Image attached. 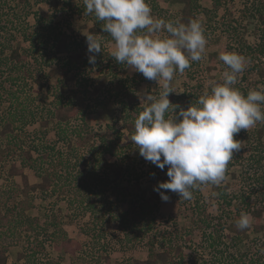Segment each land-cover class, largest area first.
<instances>
[{
    "label": "trees",
    "instance_id": "obj_1",
    "mask_svg": "<svg viewBox=\"0 0 264 264\" xmlns=\"http://www.w3.org/2000/svg\"><path fill=\"white\" fill-rule=\"evenodd\" d=\"M174 1L182 5L177 17L168 14V10L158 6L155 0H147L154 17L184 24L196 20L199 13L214 14L222 6V0H212L210 9L201 6L198 0ZM72 7L71 0H0V104L4 102L1 89L5 88V82H8L9 86H14L22 80H31L38 85L40 101H47V93L52 96L49 117L45 123L53 122L55 137L59 141L66 142V150L63 153L55 154L48 150L46 145H41L37 149L36 146L25 145L23 139L20 140V136L13 135L14 113L7 112L0 120V141L16 147L17 154L12 157L11 167H13L12 171H18L20 175L19 184L14 182L5 189L0 186V264H8L7 251L17 242L24 248L23 255L20 256L23 259L22 264H61L58 256L53 257L51 253H46L48 255L45 254V258L41 260L36 259V255L45 251L46 247L58 249L61 245L69 246L70 264H90L89 259L75 255L76 251L81 249V243L79 245L67 235L61 226L63 220L59 216L52 211L47 212L43 218L31 213V209L35 207L33 193L36 191L51 194L66 192L71 196L68 200L69 206H73L74 201H77L82 206V213H89L91 220L80 225L82 233L87 234L93 229L98 232V236H103L105 224L116 223L121 229L125 243L139 242L140 239L148 238L146 241L148 257L143 260L133 259V264H190V260H185L182 238L191 240L194 231L198 229L202 237L208 239L209 244L213 246L219 239V234L224 229H228L227 224L220 219L219 228L214 225L212 232L208 231L212 218L208 215L203 216L204 209H201L197 196L201 192V185L192 190L194 198L192 207H195L193 209L196 211V224L181 231L180 242L177 244L171 243V240H164L165 237L162 235L161 244L157 243L158 233L155 234L154 224L157 203L161 197L153 189L161 181L158 177H152L154 182L149 197L143 194L138 196L139 199L132 201L129 199V191L119 187L121 180L126 183L131 181L129 178L131 173L134 174L135 182L139 179L135 172L137 167L134 170L131 168L140 155L138 152L136 156L130 154L131 148L137 147L131 141L134 120L140 112L135 106L132 107L131 103L137 101V97L133 96L126 85L123 86L120 82L122 79L117 78V73L124 65L117 63L110 56V52L96 54V66L98 67V61L101 62L106 67L107 73L92 75L91 67L94 64L88 62L90 54L87 51L86 36L81 40L70 41L69 34L61 28L66 15L64 13ZM6 8L14 12L12 14L16 18L21 16L26 19L32 16L37 23L39 21L46 24L44 26L49 29L48 37H51L49 46L52 56L39 55L43 43L40 42L39 33L35 30L36 26L27 27V24L25 28L21 27L14 17L6 15L4 11ZM74 8L73 13L81 15L85 21L90 22L88 32L112 40L111 36L102 30V21L96 20L93 14H85L83 0ZM240 14L239 21L236 19L238 24H241L242 20H252L257 26L258 39L254 45H250L244 38V31L239 30V26L236 25L231 30L232 34L238 37L237 45L232 49L249 61L245 68L246 75L243 74L241 78L244 81L249 79L248 76L252 73L257 72L258 82L264 86V67L260 61L264 57V0H251L245 3ZM228 25L232 27L231 23ZM67 26L71 28L70 23ZM204 35L207 36L205 30ZM45 69L48 70L47 76L45 81H41L40 74ZM52 78L55 79L53 83L50 82ZM256 83L257 81H253L252 84L256 86ZM239 86L240 84H237L235 87L244 95L251 89L248 86L246 88ZM42 87L46 88V94L41 93ZM198 97L185 91L176 95L172 91L168 99L173 105L179 106L174 109V114H177L180 108L187 109L190 104H195ZM6 101H9L10 106L16 103L12 92L6 97ZM85 109L87 113L82 112ZM117 109L120 110L119 118L115 116ZM95 112L105 115L106 119H113L104 124L103 132L95 130L87 123L88 113ZM122 129L124 132L121 131ZM244 132L246 131L241 130L234 139L249 142L253 135L256 140V142L252 141L256 143V146L252 147L255 151L250 153L251 156L248 155L249 163L243 174L244 179L252 181L248 184L250 189L247 187L248 190H244L240 187L239 193L235 195L227 191V184L210 185L216 192L218 211L221 216H225L223 218L232 220L235 217L234 219L237 220L242 213H249L255 224L260 225L264 212V164L262 163L264 157L260 154L256 155L255 152L256 148L259 152L264 150L261 149L264 147V141H260L263 129ZM121 139L126 141V147H123L125 143H122ZM48 148L54 149L55 143L48 145ZM234 157V160L229 162L227 171L237 163H234L235 159H244L240 154ZM15 162H18V167ZM24 169L32 171L39 180L32 184L28 183ZM112 175L115 177L114 182L110 180ZM109 189L115 191L116 197L113 201L106 195ZM160 191L166 195L170 193V190ZM127 200L130 201V207L124 212H118L117 206ZM184 201L187 200L180 198V202ZM228 230L231 232L232 227L230 226ZM234 230V233L228 234H230L229 244L235 247L247 235L244 230L237 227ZM73 242H77V245L70 246ZM257 250L258 248L254 249L253 253H241L238 258L232 257L231 264H264ZM202 261L208 263L205 259Z\"/></svg>",
    "mask_w": 264,
    "mask_h": 264
},
{
    "label": "rangeland",
    "instance_id": "obj_2",
    "mask_svg": "<svg viewBox=\"0 0 264 264\" xmlns=\"http://www.w3.org/2000/svg\"><path fill=\"white\" fill-rule=\"evenodd\" d=\"M155 1L162 9L168 10V14L175 15L176 17L182 7L179 2L174 0ZM198 1L201 6L208 9H210L213 4L212 0ZM250 1L251 0H222V6L216 10V13H210L209 15L203 13L197 14L196 20L202 24L203 30H205L207 35L205 36L207 39L206 51L201 61L192 62L191 67L186 69L183 74L177 73L174 75V79L171 82V88L176 95L185 91L187 93H193V95L200 96L205 90H211L208 83L210 80L220 83L223 82L222 73L225 70H228V68L227 66H223L225 64H222L223 61L219 59V55L225 51L237 53V51L232 48L236 47V38L238 39V37L232 34L233 32L231 31L234 29L233 27H236V25L237 27L239 26V30L241 32L244 31V38L248 44L254 45V43L258 41L256 34L257 26L252 20H242L241 24H238L236 21V19L239 21L241 16L240 10L244 4ZM81 2L82 0H71L73 6L72 9H75V5H78ZM34 9H36V6ZM72 9L69 8L66 10L67 12L64 13V15H66L65 17L63 16V26L61 28L69 34L70 41L74 39L81 40L85 36L84 34L90 33L88 32L90 22L85 21L81 15L73 13L74 10ZM4 11L6 15H9V17H14L16 23L23 28H25L27 24V27L36 26L35 30L39 33L40 42L43 43L42 46H40L39 55L42 57L53 55L49 46V38H51L48 37L50 36L48 34L49 29L44 26L46 25L44 22L38 21L37 23L32 16H29L26 19H23L21 16L16 18L12 14L14 12H12L9 8H6ZM65 20H67V22ZM68 23H70L71 28L67 26ZM230 23L232 27L228 25ZM244 27L245 30H243ZM162 35H167V33H162ZM98 38H101L102 42L101 53L110 52L113 41L111 39L106 40L102 37ZM260 61L264 67V57H262ZM105 68L106 67L98 61V67L96 64L91 67L92 75L96 76L101 72L107 73ZM47 71L48 70L45 69L41 72V81H45ZM245 72L246 69L238 76L236 85L240 84L239 87L245 86L243 88H246L248 86L251 89L260 90V87L263 86V84H259L257 72L252 73V75L248 76L249 79L247 78L243 81L241 76L245 74ZM117 75L118 79H122L120 82L123 83V86L126 85L128 89L131 90L133 96L137 97V101H133L131 103L132 107L135 106L136 109L138 108L141 111L147 103L146 101H141L145 94H152L157 97L159 96L161 91L159 84L155 81L146 79L139 72L130 70L126 67V65H124L122 70L118 72ZM53 81H55L54 78L50 79L51 83H53ZM253 81H257L256 86L252 84ZM236 85H234V87ZM4 87V89H1L4 102L0 104V120L7 112H11L12 114L14 113L15 131L13 135H16V137L20 136V140L23 139L25 145L36 146L37 149L41 147V145H46L47 149L55 154L59 152L63 153L66 150V142L59 141L55 137L53 132V122L49 121L47 124L45 123L49 117V111L51 109L50 103L53 99L52 96L47 93V101H40L39 93L37 92L39 89L38 85L29 79L26 81L22 80L19 84L16 83L14 86H9V83L5 82ZM11 92L16 99V103H14L13 106H10L9 101H6V97L9 96ZM41 93L46 94L45 87L41 88ZM66 97H68V94H66ZM18 101L20 102L19 105ZM85 111L87 110L85 109L82 112L87 113ZM115 114V116L119 118L120 110L117 109ZM86 117L87 123L99 132H103L104 124L107 121L113 120L112 118L111 120L106 119L105 115H100L96 112L91 114L88 113ZM259 128L263 129L260 141H264V122L257 123L255 127L250 128L247 131L245 130L246 132L244 133H250L254 129ZM121 131L124 132L123 129ZM253 139L254 136L252 135L251 141L247 142L242 140L241 150L234 153V155L240 154L244 157V159H235L236 161H234V163H237L228 169L226 178L221 183L228 185L227 191L229 193L235 195L238 194V189L240 187L244 190H248V184L252 183L251 180L244 179L243 174L245 171L244 169H246L247 164L249 163L248 155L255 151L252 147H254L256 143H253L252 141L256 142V140ZM120 141L125 143L123 147H126V141L124 139H121ZM54 143V149L51 150L48 148V145L51 146ZM15 148L16 147L13 145L10 146V143L8 142L0 141V186L4 189L12 186V183L14 182L17 184L20 183L19 172L12 171L13 167H11L12 157L17 154V152H15ZM131 149V156H136L137 152L139 153L135 146ZM256 149V155L260 154L264 157V150L259 152L258 148ZM261 149H264V147ZM234 155L233 158H235ZM137 159L138 160H136L133 164V168H131V170H134L137 167L135 172L139 176V179L135 182L134 174L131 173L129 175L131 181L126 183V181L121 180L119 186L129 191V199L131 201L132 199H139L140 197L138 198V196L143 194L145 197H149L154 178L158 177V180L161 182H165L169 179L166 174L167 166H165L162 170L151 162L146 161L141 155ZM262 163L264 164V161H262ZM15 164L17 167L19 166L18 162H15ZM24 172L27 175L28 183L32 184L39 180L34 176L32 171L24 169ZM152 177L154 178L152 179ZM114 179L115 177L112 175L110 180L114 182ZM200 189L201 192L197 196L199 197V203L202 206L201 209H204L202 210L203 216L208 215L212 218L210 220L211 226L208 228V231L212 232L214 225L219 228L220 219H223V222L227 224L228 229H230L231 226L232 231L230 232L228 229H224L219 234V239L216 241V244L211 246L209 244V240L203 238L201 232L196 229L191 240H186L185 237L184 239L182 238V242L184 241L182 250L187 256H185V260H190V264H231L232 257L238 258L241 253H253V250L258 248L257 254L260 257V260L264 262V254H261L260 252V249L264 248V212L262 213L260 225H256L255 220L249 213H247L251 217V226L244 230L246 233L245 235L247 236L243 238L239 245L234 247L229 244L230 234L228 233L232 234L235 232V217L233 218L234 220L225 219L223 218L225 216H221L219 214L216 192L212 189L210 184L202 185ZM106 195L108 199H111L112 201L116 197L115 191L111 189L108 190ZM167 196L169 197L167 202L161 199L157 203L156 222L154 224V228H156L155 234L158 233L156 241L159 245L162 242L161 235L162 237H165L164 240L166 241L171 240V243L173 244L179 243L181 231H184L185 228L191 226L192 224H196L197 222L195 219L197 218L196 211L193 209L195 207H192L194 205V198L190 201L187 200L180 202L179 195L171 191ZM70 197L71 196H69L68 193L63 191L58 194L36 191L33 193L35 207L31 209V213L43 218L47 212L52 211L59 216L63 220L61 226L66 231L67 235L77 241L79 245L81 243V249H78L75 255L89 259L90 264H133V259L143 260L148 257L146 244L148 238L140 239L139 242L130 241L125 243L121 229L116 223H106L104 226L103 236H98V232L93 229H90L87 234L82 233L79 227L81 224H86L91 221L90 214H83L82 206L79 205L77 201H74L73 206H69L68 200ZM129 207L130 201L127 200L121 202L117 206V211L124 212ZM77 242H73L70 246H73V244L74 246L75 244L77 245ZM68 248L69 246L67 245H61L58 249L46 247L45 251L43 250L41 253L36 255V259L41 260L45 258L46 253H51L53 257L58 256L61 264H70V250H68ZM23 251L24 248L20 246L18 242L9 247L7 251L8 264H22L23 259L20 258V256L23 255ZM196 253L198 255H196ZM171 257L173 258V256ZM202 259L207 260L208 263L202 261Z\"/></svg>",
    "mask_w": 264,
    "mask_h": 264
},
{
    "label": "clouds",
    "instance_id": "obj_3",
    "mask_svg": "<svg viewBox=\"0 0 264 264\" xmlns=\"http://www.w3.org/2000/svg\"><path fill=\"white\" fill-rule=\"evenodd\" d=\"M85 14L103 22L102 30L113 44L110 56L130 70L139 72L160 85L159 96L145 94L147 103L134 120L131 141L139 154L160 169L167 166L165 182L154 187L165 202L169 197L161 189L191 200L192 190L201 185H220L226 178L229 162L242 142L234 139L241 130L264 122V86L242 94L236 85L245 70L247 58L234 52H222L219 59L228 70L222 83L210 80L205 90L187 109L177 114L168 96L174 75L183 74L192 62L203 59L207 39L202 24L190 20L165 21L152 15L147 0H83ZM167 33V35H162ZM86 36L88 62L95 64L101 53V38ZM170 113V114H169ZM240 230L251 226V217L242 213L235 222ZM264 254V248L260 249Z\"/></svg>",
    "mask_w": 264,
    "mask_h": 264
}]
</instances>
